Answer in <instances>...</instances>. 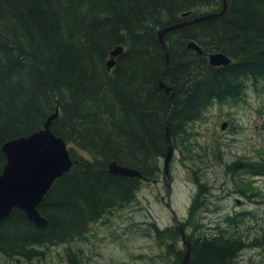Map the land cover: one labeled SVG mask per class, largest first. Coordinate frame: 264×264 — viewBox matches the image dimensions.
Listing matches in <instances>:
<instances>
[{
	"label": "trees",
	"instance_id": "1",
	"mask_svg": "<svg viewBox=\"0 0 264 264\" xmlns=\"http://www.w3.org/2000/svg\"><path fill=\"white\" fill-rule=\"evenodd\" d=\"M226 3L223 15L167 33L161 43L162 28L219 12L222 0H0V173L2 145L42 128L56 111L50 130L72 162L38 206L46 227L36 228L17 209L0 221L2 257L38 261L43 248L81 238L104 214L132 204L142 181L110 174L109 163L158 179L167 138L173 150L186 148L187 130L209 107L243 101L246 84L264 79V0ZM191 42L203 54L188 49ZM118 46L123 52L108 71ZM214 52L231 64L211 67L207 55ZM223 172L234 193L251 198L234 174L264 176V158L235 160ZM211 187L198 183L189 208V264H233L257 243L245 242V211L224 216L206 234L193 215ZM149 228L170 242L180 264L178 232ZM76 255L67 263L76 264Z\"/></svg>",
	"mask_w": 264,
	"mask_h": 264
},
{
	"label": "rangeland",
	"instance_id": "2",
	"mask_svg": "<svg viewBox=\"0 0 264 264\" xmlns=\"http://www.w3.org/2000/svg\"><path fill=\"white\" fill-rule=\"evenodd\" d=\"M243 101L213 104L187 130L186 148L174 150L170 163V205L183 225L189 208L202 181L211 185L209 197L196 212L195 218L213 232L226 215L248 212L243 220L245 242L249 245L233 264H264V176L234 174L236 183L251 198L234 193V184L223 168L244 159L264 158V79L253 86L248 82ZM226 123L222 130L221 126ZM87 158L84 153H80ZM156 182H142L136 200L125 208L104 214L92 223L83 237L68 244L43 248L40 260L32 264H68V255L76 264H176L166 243L155 239L149 228L155 223L159 229L172 226V216L166 208L167 191L163 187V159L158 162ZM198 178H195V174ZM163 198V202L159 198ZM105 222H108L107 227ZM178 249L183 247L179 240ZM73 256V255H72ZM0 255V264H7Z\"/></svg>",
	"mask_w": 264,
	"mask_h": 264
},
{
	"label": "water",
	"instance_id": "3",
	"mask_svg": "<svg viewBox=\"0 0 264 264\" xmlns=\"http://www.w3.org/2000/svg\"><path fill=\"white\" fill-rule=\"evenodd\" d=\"M226 0H222V8L216 13H206L193 17L190 21L165 26L158 32V39L162 43L163 36L174 32L186 25L202 22L213 17L221 16L226 11ZM190 16L189 13L181 15L182 18ZM199 54L202 50L195 43L187 45ZM123 52L118 46L110 52V60L107 62V70L110 71L115 58ZM208 62L213 67L226 66L230 59L222 53H211L208 55ZM160 87L169 92V88L160 82ZM57 111L45 120L42 128L23 137L9 140L2 145V152L5 154L6 163L0 173V221L8 217L13 209L25 214L27 219L38 229L47 226L48 222L39 214L38 206L43 197L51 188L56 179L67 173L72 167L70 154L66 143L50 130L52 121L57 117ZM225 125L221 126L223 130ZM173 150L170 139L167 138V153L163 162V177L168 176L169 164ZM108 172L115 176L124 178L142 179V175L135 169L120 166L115 162L108 165ZM183 243L187 246L181 264H188L189 245L184 241V234L181 231Z\"/></svg>",
	"mask_w": 264,
	"mask_h": 264
},
{
	"label": "flooded vegetation",
	"instance_id": "4",
	"mask_svg": "<svg viewBox=\"0 0 264 264\" xmlns=\"http://www.w3.org/2000/svg\"><path fill=\"white\" fill-rule=\"evenodd\" d=\"M164 184V187L166 188V191H167V203L165 204L166 205V207L169 209V211L171 212V216H172V222H173V227L175 228V230L178 232V234H180V232H179V229L177 228L179 225H181V224H179L178 222H177V218H176V215H175V213L173 214L172 213V209L170 208V194H171V188H170V183L169 182H164L163 183ZM159 200L161 201V202H163V198L162 197H160L159 198ZM168 205V206H167ZM102 218V217H101ZM100 218V219H101ZM100 219H98V220H100ZM97 220V221H98ZM97 221H95L94 222V224L97 222ZM97 224V223H96ZM109 224H108V222H105V226L107 227ZM111 225V224H110ZM109 225V226H110ZM108 226V227H109ZM6 259V263L7 264H32V262L31 263H29L30 261H27V260H25V259H23V258H19V257H16V258H11V259H9V258H5Z\"/></svg>",
	"mask_w": 264,
	"mask_h": 264
}]
</instances>
